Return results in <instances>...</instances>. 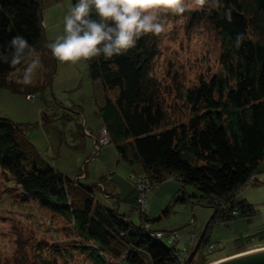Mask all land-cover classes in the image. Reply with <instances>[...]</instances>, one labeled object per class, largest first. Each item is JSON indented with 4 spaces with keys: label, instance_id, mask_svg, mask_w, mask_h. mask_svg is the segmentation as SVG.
<instances>
[{
    "label": "trees",
    "instance_id": "obj_1",
    "mask_svg": "<svg viewBox=\"0 0 264 264\" xmlns=\"http://www.w3.org/2000/svg\"><path fill=\"white\" fill-rule=\"evenodd\" d=\"M221 3L219 11L191 14L205 18L221 37V67L179 89L185 107L182 118L170 114L166 87L154 74L160 36L145 35L135 48L109 60L101 55L86 61L89 76L102 93V101L96 103L103 136L110 139L108 143H115L118 160L132 170L133 189L128 195H112L107 181L117 184L113 171L97 183L86 182L90 174L85 167L77 178H70L37 151L20 124L0 115V174L12 180L18 197L36 200L65 221L72 237L63 245L52 244L50 251L40 248L33 264H52L55 253L67 262L75 252L93 264H185L187 248L183 251L162 241L174 244L178 234L155 228L146 213L149 192L168 179L182 183L174 202L196 198L215 209L211 222L255 213L254 206L237 193L257 180L255 174L264 161V0ZM225 9H231V21L222 16ZM43 10L42 0H0V51L21 35L51 71L50 76L44 74L47 78L23 91L26 97L33 95L29 100L52 84L57 67V59L46 46ZM13 73L15 69L0 60V86L21 92ZM87 131L93 134L77 123L74 146L78 150L85 146ZM97 144L99 152L101 144ZM189 185L199 193L188 194ZM113 196L116 202L110 198ZM122 202L138 209L139 224L120 212ZM150 231H163L174 239L155 237ZM207 241L206 232L194 264L215 261L204 254L216 249L213 246L215 249L208 251ZM20 261L32 264L24 251Z\"/></svg>",
    "mask_w": 264,
    "mask_h": 264
},
{
    "label": "rangeland",
    "instance_id": "obj_2",
    "mask_svg": "<svg viewBox=\"0 0 264 264\" xmlns=\"http://www.w3.org/2000/svg\"><path fill=\"white\" fill-rule=\"evenodd\" d=\"M42 1L44 25L50 42L63 35V18L73 2ZM191 14L186 12L182 17L168 14L172 29L160 36V53L154 62V74L166 87L168 110L172 117L178 118H182L185 112L179 89L196 84L202 74L221 67V37L205 18ZM41 62L35 84L47 78L44 74L51 75L49 67ZM12 77L16 80L18 74L13 73ZM27 87L33 86L21 85V92L0 86V115L20 124L37 151L58 169H65L70 178H77L78 172L85 167L90 174L86 182L97 183L113 171L123 196L128 195L133 189L129 178L132 170L125 161L118 160L115 143L101 144L99 152L95 146V140L103 136V123L95 114L96 101L102 95L89 76L86 61L72 64L57 60L52 84L43 91H37L35 99H27L23 92ZM77 123L93 131L92 135L86 134L88 144L80 150L74 146ZM256 176L254 183L242 188L241 198L255 208V213L249 217L235 216L231 220L211 222L215 209L196 202V198L174 202L176 191L182 187L178 179L163 181L149 192L146 213L155 228L178 234L174 244L166 239L162 241L176 245L177 249L187 248L185 260L204 232H207V242L216 247L212 254L204 253L208 260L242 248L257 246L260 249L264 246V172L258 171ZM12 184V180L10 182L0 174V264H21L23 251L33 264L38 259L40 248L44 247L47 252L52 244L63 245L71 240V233L65 221L45 210L36 200H26L21 194L18 197ZM107 184L113 183L108 180ZM187 192L191 195L199 193L191 185L187 186ZM110 198L117 201L115 196ZM168 206L170 211L165 214ZM121 207L120 212L127 213L129 221L140 223L138 209L127 202H122ZM221 251L222 254H214ZM52 257V264H93L76 252L74 258L67 262L56 253Z\"/></svg>",
    "mask_w": 264,
    "mask_h": 264
},
{
    "label": "clouds",
    "instance_id": "obj_3",
    "mask_svg": "<svg viewBox=\"0 0 264 264\" xmlns=\"http://www.w3.org/2000/svg\"><path fill=\"white\" fill-rule=\"evenodd\" d=\"M221 8V0H76L63 18V35L46 46L61 62L78 64L101 55L109 60L135 48L145 35L168 33L172 29L168 14L182 17L186 12ZM222 16L231 21V9ZM240 41L238 37L237 46ZM0 60L15 69L16 83L34 86L42 62L26 38L13 37L0 51Z\"/></svg>",
    "mask_w": 264,
    "mask_h": 264
},
{
    "label": "water",
    "instance_id": "obj_4",
    "mask_svg": "<svg viewBox=\"0 0 264 264\" xmlns=\"http://www.w3.org/2000/svg\"><path fill=\"white\" fill-rule=\"evenodd\" d=\"M204 236L205 232L196 243L189 258L185 260V264H193L194 257L199 253ZM210 264H264V248L251 252H241L239 254L214 261Z\"/></svg>",
    "mask_w": 264,
    "mask_h": 264
},
{
    "label": "crops",
    "instance_id": "obj_5",
    "mask_svg": "<svg viewBox=\"0 0 264 264\" xmlns=\"http://www.w3.org/2000/svg\"><path fill=\"white\" fill-rule=\"evenodd\" d=\"M99 87H98V85H97V91H98V93H101L99 90L100 89H98ZM101 95H102V93H101ZM100 98V97H99ZM102 101V96H101V98H100V100H99V102H101ZM96 102H98V101H96ZM95 114L98 116V113H97V108H96V112H95ZM99 117V116H98ZM100 118V117H99ZM99 121H102L101 120V118L99 119ZM103 123V122H102ZM103 125V124H102ZM75 132H76V129H75ZM76 139H77V133H76ZM88 144V142H87V140H85V146ZM85 148V147H84ZM64 174H66V175H68L69 173L65 170V169H63L62 167L61 168H59ZM258 171L259 172H264V161H263V163L260 165V167L257 169V172H256V174H255V176L257 175V173H258ZM69 176V175H68ZM256 178H257V176H256ZM171 187V186H170ZM169 187V188H170ZM110 190H111V192H112V195L113 194H120V188H119V185L118 184H113V185H111V187H110ZM238 193H240V196H242V189L238 192ZM150 202V197L148 198V203ZM259 248V247H258ZM261 248V247H260ZM262 248H264V246L262 247ZM252 249L253 250H257V246H253V247H248V248H242V249H239V250H234V251H232V252H230V253H227V254H225V255H219L216 259H215V261H217V260H221V259H224V258H227V257H230V256H233V255H236V254H239V253H241V252H245V251H252ZM222 252L223 251H221V252H215L214 254H219V253H221L222 254Z\"/></svg>",
    "mask_w": 264,
    "mask_h": 264
},
{
    "label": "built area",
    "instance_id": "obj_6",
    "mask_svg": "<svg viewBox=\"0 0 264 264\" xmlns=\"http://www.w3.org/2000/svg\"><path fill=\"white\" fill-rule=\"evenodd\" d=\"M32 96H33V95H27V98H32ZM87 133L90 134L89 131H87ZM109 141H110V139H109L107 136H103L100 140H99V139H96V140H95V146L98 148V144H97V143H99V144H106V143H108ZM254 178H255V177H253V178L251 179V181H253ZM141 188H143V186H142ZM237 196H240V193H237ZM141 202L145 203V200H144V199H143V200L141 199ZM150 234H151L152 236L159 237V238H160V237H163V236H168V238L170 239V241L174 239V235H172V234H167V233H165V232H163V231H150ZM192 240H193V237H192ZM206 249H207V248H206ZM212 249H215V248L213 247V245H209V247H208V251H210V250H212ZM183 261H185V259H184Z\"/></svg>",
    "mask_w": 264,
    "mask_h": 264
},
{
    "label": "bare ground",
    "instance_id": "obj_7",
    "mask_svg": "<svg viewBox=\"0 0 264 264\" xmlns=\"http://www.w3.org/2000/svg\"><path fill=\"white\" fill-rule=\"evenodd\" d=\"M257 250H259V249H257ZM252 251H255V250H252ZM248 252H251V251H248Z\"/></svg>",
    "mask_w": 264,
    "mask_h": 264
}]
</instances>
